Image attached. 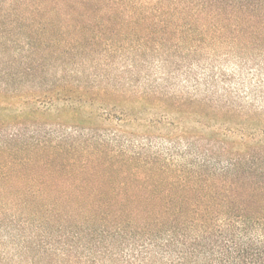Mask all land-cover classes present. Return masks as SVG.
Masks as SVG:
<instances>
[{"label": "trees", "instance_id": "1", "mask_svg": "<svg viewBox=\"0 0 264 264\" xmlns=\"http://www.w3.org/2000/svg\"><path fill=\"white\" fill-rule=\"evenodd\" d=\"M0 55L72 131L0 142V264H264V0H0Z\"/></svg>", "mask_w": 264, "mask_h": 264}, {"label": "rangeland", "instance_id": "2", "mask_svg": "<svg viewBox=\"0 0 264 264\" xmlns=\"http://www.w3.org/2000/svg\"><path fill=\"white\" fill-rule=\"evenodd\" d=\"M14 46L16 48V51L17 49H23L24 47H26L25 44L14 45ZM25 52L26 51H24V53ZM11 59L14 60L15 58L11 57ZM18 59L15 61L16 64ZM8 61H10L9 57L6 58L0 57V71L7 72L6 68L8 66H6V62ZM41 62L43 63L44 60H41ZM50 62L51 61L49 60L47 63ZM51 64H54L53 61ZM95 64L96 63H91L88 66V68L90 67L91 73H95V72L101 73L99 69H96ZM17 71L22 72L23 70L22 68L21 69L19 68ZM13 72H15V70H13ZM52 83L53 82L51 81V79L46 78V76H44V74H42L41 71L39 72L37 71L36 76L35 74L21 76L16 80V83L13 82V84H11V90L9 92H7L4 89L6 88L4 86L1 89L2 84L0 82V118H2L5 121V123H10V121H12L13 119V115H19L20 112L27 111L26 113H28V111H31L32 108H36L39 111L36 115L35 114L32 115L30 113L26 115L24 118L27 120L24 122L15 124V122L12 121L10 124L7 125V127H2L0 130V138H1L0 142L6 141L7 136L17 133L19 138H17L12 144L15 147L14 149L17 150L18 148L19 149L24 148V145L28 143L30 144L29 147L31 150L27 149L28 150L27 154L31 158L38 159L40 154L41 157L39 159H48L49 154L46 152H40V148L46 143H49V141H54V144L58 142V139L55 135L50 136L48 134L49 131L55 130L59 134L72 133V131L71 132L66 131L67 127L64 126L65 122L63 119L60 120L55 116L54 117L49 116V114L46 111L48 105H46L45 103L38 102L34 104L29 102L30 104L26 103L25 105L24 103H21V101L19 100L11 99L10 96L11 93H15L18 95H23V94L25 95L28 93L33 94L35 91H39L42 86L44 87V85L45 86L51 85ZM31 97L29 96V99H27V101L31 100ZM81 130L79 131L87 135L86 137L96 136L98 133L100 135L103 132L96 129H92V131H88L87 128H83ZM17 153L19 152L17 151L16 154ZM255 235H256V231L254 232L253 236L255 237ZM262 241L264 242V239H262Z\"/></svg>", "mask_w": 264, "mask_h": 264}]
</instances>
